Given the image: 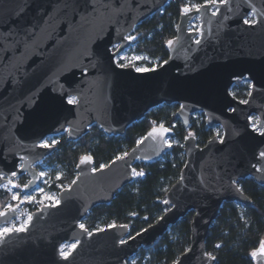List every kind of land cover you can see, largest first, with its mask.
Masks as SVG:
<instances>
[{"label": "water", "instance_id": "obj_1", "mask_svg": "<svg viewBox=\"0 0 264 264\" xmlns=\"http://www.w3.org/2000/svg\"><path fill=\"white\" fill-rule=\"evenodd\" d=\"M167 1L0 0V185L13 186L12 179L23 173L25 184L32 183L22 193L38 185L35 165L55 148L40 144L45 136L65 133L66 141H75L92 124L106 135H123L162 104L178 105L175 117L185 128L200 111L208 128L222 130L202 146L191 132L183 138L185 161L165 193L164 212L131 236L126 223L85 231L80 221L134 179V163L156 162L169 151L173 128L150 127L141 143L104 167L94 168L93 158L82 156L75 178L58 191V203L41 205L22 231L0 236V264H126L189 211V246L170 264H214L205 241L222 203L252 205L238 181L252 177L264 185V0L191 7L180 13L161 64L141 71L118 64L115 56L131 45L133 39L126 38L135 26ZM195 16L199 29L191 30ZM241 80L250 82L245 100L231 93ZM71 98L75 102L69 104ZM252 114L261 130L253 127ZM83 157L91 159L82 162ZM23 203L20 198L11 205L15 211L0 210L6 213L0 225ZM71 241L76 246L65 258L60 246ZM260 242L252 250L258 252L251 255L254 264H264Z\"/></svg>", "mask_w": 264, "mask_h": 264}, {"label": "trees", "instance_id": "obj_2", "mask_svg": "<svg viewBox=\"0 0 264 264\" xmlns=\"http://www.w3.org/2000/svg\"><path fill=\"white\" fill-rule=\"evenodd\" d=\"M204 2L206 0H168L130 33L135 49L150 58H157L159 64L163 62L168 57L166 44L175 36L179 15L186 4L201 5ZM239 83L237 81L232 85L231 93L244 100L250 84ZM177 109L176 103L154 107L143 118L131 123L123 135H106L95 124L90 125L88 131L75 141H66L64 133L54 150L44 158L60 169V176L51 183V187L58 192L75 178V168L82 156L89 154L93 158L94 168H98L125 154L150 127L165 124L173 128L174 134L170 139L176 138L177 142L170 143L169 151L156 162L134 163L136 173L142 172L143 175L134 174V179L124 185L111 202L97 204L81 219L80 224L88 231L126 223L131 236L155 222L164 212L165 193L178 179L185 161L183 138L191 132L197 144L202 146L214 135L213 129L205 125L203 113H200L199 119L191 115L185 128L175 117ZM27 181L28 176L21 178L19 183L23 186ZM238 185L251 199L252 205L246 207L236 202L222 203L205 241L207 253L215 257L214 264H254L251 252L264 239V185L256 183L252 177L240 179ZM4 196L2 192L0 200ZM192 215L193 212L189 211L169 226L153 245L140 248L130 257H138L136 261L127 260L126 264H140L146 254L154 264L175 261L189 246Z\"/></svg>", "mask_w": 264, "mask_h": 264}, {"label": "rangeland", "instance_id": "obj_3", "mask_svg": "<svg viewBox=\"0 0 264 264\" xmlns=\"http://www.w3.org/2000/svg\"><path fill=\"white\" fill-rule=\"evenodd\" d=\"M192 5H195V4L187 3L186 7L191 8ZM247 17L253 19L251 15H249ZM189 28L191 30H193L195 28L199 29V20H198L197 16H195L193 19H191L189 21ZM115 48H116V46H113L112 50H114ZM133 57H141V58L140 59H133ZM115 61L118 64H131L135 69H146V68L156 67L159 65V61L157 58H150L146 54L137 51L135 49V44L133 42L131 43L130 46H128L127 48L120 51L119 55L115 56ZM245 83L250 84V82L247 80H241L239 84L243 85ZM200 113H202V112L197 111V112L192 114V117L199 119ZM250 117L252 119V125H255V127H256L257 121H258L257 116L255 114H252ZM212 129H213L214 135H217L220 138L222 135L221 127L219 125H215L212 127ZM257 129H259V128H257ZM259 130H261V129H259ZM62 134H64V133L47 135L42 139L40 144L43 145L44 143H48L50 145H55L59 141ZM52 141H56V143L52 144ZM168 141L170 143L171 142H177V139L173 138V139H169ZM35 166L37 167V169L39 171L40 179H39L38 185L34 189L30 190L29 192L22 193V185L19 183L21 178L24 179L27 176L26 173H23V174L19 175L18 177L12 179V181L14 182L13 186H9L6 183L0 185V194L2 192L5 194V196L0 200V210L8 208L7 207L8 205H12L13 203H15L16 201L19 200V199L13 200L12 199L13 194H17L23 200H24V197L26 195H32L35 198L33 201L24 200L23 205H21L19 207V209L17 210L16 216L9 223L0 225V233H2V234H0V236L3 235L4 233H6V232H3V229L24 228V226L28 222V217L31 215V212L33 211L32 210L33 208L36 210L43 204H53L58 200V197H57L58 192L51 187V183L56 178H58L60 176L59 167L55 166L54 163H50L48 161H45L44 159L37 162ZM102 166H104V165H102ZM41 173H43L44 175H41ZM15 185H19V187H16ZM41 188L43 189V193H41L39 191V189H41ZM46 196L51 197V199H46L45 198ZM73 244H76V242L71 241V242L62 243L60 246V253H61V251H64L68 254V252L72 249L69 246L73 245ZM137 258L138 257L130 258L129 261L134 262V261H136ZM140 264H154V263H152V261L150 260V258L146 254L142 258Z\"/></svg>", "mask_w": 264, "mask_h": 264}, {"label": "snow or ice", "instance_id": "obj_4", "mask_svg": "<svg viewBox=\"0 0 264 264\" xmlns=\"http://www.w3.org/2000/svg\"><path fill=\"white\" fill-rule=\"evenodd\" d=\"M206 2H207V3L215 4V3H217V0H206ZM219 2H220V3H225L226 0H219ZM192 7H194L197 11H199L201 6H200V5H192ZM190 10H191V9H190L189 7H185V8L183 9V11H184L185 13H187V12L190 11ZM217 11H218V9H217ZM215 14H216V13L213 12V15H215ZM244 23L247 24V23H249V21L246 19V20L244 21ZM126 39H134V38H126ZM168 44L171 45V44H172V41H168ZM140 58H141V57H133V59H140ZM124 66H125V65H121V67H124ZM141 70H142V69H137V71H141ZM249 95H251V93H249ZM74 102H75V99H74V98H71V99H69V101H68L69 104H72V103H74ZM241 103H247V101H241ZM253 127H255V125H253ZM156 131H157V129L153 128L152 132L149 133V136L154 135V134L156 133ZM161 131L166 132L167 129H164L163 126L161 125ZM55 143H56V141H52V144H55ZM137 143L139 144V143H141V141H137ZM42 146H43V147H50L51 145L48 144V143H44ZM125 155H127V153H125ZM261 156L264 157V153H261ZM90 159H91L90 157H83V158H82V162H83L84 160H90ZM101 167H104V166H101ZM133 174H135V175H143L142 172H141V173H136V170H135V169H133ZM12 175L15 176L16 173L13 172ZM41 175H44V174L41 173ZM9 183H11V181H9ZM31 183H32V182L30 181L29 184H31ZM73 183H75V181H73ZM29 184H25V185H24V188H28V187H29ZM15 186H16V187H19V185H15ZM39 191H40L41 193H43V189H42V188L39 189ZM45 198H46V199H51V197H47V196H46ZM12 199H13V200H18V199H20V197H19L17 194H13ZM34 199H35V198H34L32 195H26V196L24 197V200H28V201H33ZM56 202L58 203V201H56ZM165 203H168V201H165ZM7 207H8L10 210H12V211H15V210H16V209L12 208L11 205H8ZM5 214H6L5 212L0 211V216H4ZM28 220H31V216L28 217ZM80 227H81L82 229H84L85 231H87V229L85 228V226H84L83 224H81ZM22 230H23V228H17V229H15V231H22ZM9 231H12V229H3V232H9ZM0 234H2V233H0ZM121 243H124V241H121ZM75 246H76V245L73 244V245H70L69 247H70V248H75ZM259 254L264 255V241H261V242H260ZM61 255L64 256L65 258H67V253L64 252V251H61ZM251 255H252L253 258H255V257L258 255V252L254 250V251L251 253Z\"/></svg>", "mask_w": 264, "mask_h": 264}, {"label": "built area", "instance_id": "obj_5", "mask_svg": "<svg viewBox=\"0 0 264 264\" xmlns=\"http://www.w3.org/2000/svg\"><path fill=\"white\" fill-rule=\"evenodd\" d=\"M16 229V228H15Z\"/></svg>", "mask_w": 264, "mask_h": 264}]
</instances>
